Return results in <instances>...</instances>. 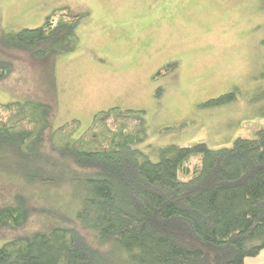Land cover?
I'll return each mask as SVG.
<instances>
[{
  "label": "trees",
  "instance_id": "obj_1",
  "mask_svg": "<svg viewBox=\"0 0 264 264\" xmlns=\"http://www.w3.org/2000/svg\"><path fill=\"white\" fill-rule=\"evenodd\" d=\"M88 15L56 8L41 26L3 32L0 44L48 61L77 48V27ZM12 70L11 62L0 61V79ZM233 97L224 94L204 105ZM56 113L52 103L0 102V149L23 162L28 183L83 181L84 206L69 218L22 194L0 202V228H18L35 213L64 222L6 241L0 264H246L264 249V128L230 147L169 146L153 161L133 147L147 137L144 110H100L77 138L81 122L53 128ZM193 157L198 162L189 166Z\"/></svg>",
  "mask_w": 264,
  "mask_h": 264
},
{
  "label": "rangeland",
  "instance_id": "obj_2",
  "mask_svg": "<svg viewBox=\"0 0 264 264\" xmlns=\"http://www.w3.org/2000/svg\"><path fill=\"white\" fill-rule=\"evenodd\" d=\"M64 6L89 12L77 27V48L38 61L0 44V61L13 64L0 79V102L55 104L52 127L78 119L75 138L100 110H144L147 137L133 147L153 161L169 146L205 142L211 149L230 147L236 138H255L264 128V0H0V35L41 26ZM174 62L171 71L158 74ZM228 93L234 94L231 100L204 105ZM164 127L174 129L161 132ZM197 162L193 157L187 164ZM24 167L0 149V202L22 194L69 218L84 206L88 191L83 181L28 183L21 174ZM55 218L35 213L18 228L1 227L0 247L18 235L64 224Z\"/></svg>",
  "mask_w": 264,
  "mask_h": 264
},
{
  "label": "crops",
  "instance_id": "obj_3",
  "mask_svg": "<svg viewBox=\"0 0 264 264\" xmlns=\"http://www.w3.org/2000/svg\"><path fill=\"white\" fill-rule=\"evenodd\" d=\"M263 256V257H260ZM252 258L251 261L253 262L252 264H261L264 263V249L261 251V253L258 256L255 257H250Z\"/></svg>",
  "mask_w": 264,
  "mask_h": 264
}]
</instances>
